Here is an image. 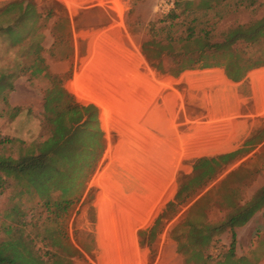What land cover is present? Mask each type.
<instances>
[{
	"label": "rangeland",
	"instance_id": "obj_1",
	"mask_svg": "<svg viewBox=\"0 0 264 264\" xmlns=\"http://www.w3.org/2000/svg\"><path fill=\"white\" fill-rule=\"evenodd\" d=\"M11 1L14 0H0V8ZM55 1L65 7L71 21L72 37L64 50L70 49L68 53L72 57L59 62L52 57L53 39L48 26L43 44L46 71L15 78L12 75L18 74L17 66L26 61L23 51L11 49L6 37L0 34V74L10 75L0 96V117L8 120L20 117L18 125L24 126L25 135L21 140L26 143L48 134L50 127L43 120L40 95L50 84L51 78L44 76L47 74L63 78L64 89L80 105H95L104 132L105 151L66 222L67 238L80 252L73 263L151 264L150 252L139 245L137 233L151 227L164 206L174 198L178 176L191 174L193 158L201 156L193 147L196 127L203 121L206 123V117H217L216 113L223 107V97L218 95L217 88L197 85L216 83L231 88L234 84L217 70L206 71L209 75L202 79H196L199 77L191 76L190 72L172 78L157 74L147 63L141 44L148 39V23L166 16L175 8V3L186 0ZM216 1L209 9L202 10L198 7L202 5L201 0H193L190 10L177 20L172 34L185 35L187 25L192 24L197 34L209 31L212 41L220 43L229 30L264 18V0ZM32 2L39 7L41 0ZM181 10L182 6L177 13ZM78 16L83 28L76 30ZM0 20L5 25L10 17ZM167 32L162 31L160 35L165 36ZM69 71L70 77L65 78ZM251 79L253 84L262 83L264 70L253 73ZM9 98L12 103L29 105H8ZM12 139H0V155L19 156L15 141L20 138ZM254 157L225 169L228 174L244 164L254 165L252 170L240 171L235 176L233 186L238 188L233 194L235 199L248 200L255 190L264 187V155L256 162ZM243 176L244 182L237 184L235 181ZM218 183L213 181L209 188ZM21 189L14 180L6 179L1 190L0 242L11 237L6 232L7 226L22 228L26 241L35 243L44 260L50 259L47 237L54 229L50 223L51 212L31 202ZM223 194L228 192L225 190ZM97 203L101 207L99 215ZM185 210L181 208L178 217L156 240V258L152 264L183 263L182 257L173 251L169 230L181 220ZM210 211L212 219L224 215L223 207ZM128 215L133 219L126 221L124 218ZM258 232L264 233V207L237 229V257L250 255L256 247ZM229 239V235H223L219 245L227 247ZM102 247L104 256L100 259ZM259 264H264V260Z\"/></svg>",
	"mask_w": 264,
	"mask_h": 264
},
{
	"label": "trees",
	"instance_id": "obj_2",
	"mask_svg": "<svg viewBox=\"0 0 264 264\" xmlns=\"http://www.w3.org/2000/svg\"><path fill=\"white\" fill-rule=\"evenodd\" d=\"M192 1L175 3V8L166 16L147 25L148 39L141 44V52L157 74L178 78L189 71L219 68L229 80L238 82L249 71L264 67V18L229 30L220 43L212 41L209 31L197 34L192 24L187 25L185 35H173L177 20L190 10ZM201 2L198 7L202 10L217 3L216 0ZM181 6L183 10L177 13ZM1 17H10V20L5 25L0 23V34L6 37L11 49L23 51L26 60L16 65L18 74L12 77L40 75L46 71L43 44L46 39L44 31L48 26L53 39L50 47L52 57L58 62L72 57L68 53L70 49L67 52L64 50L71 41L72 28L61 3L41 0L37 7L32 0H14L0 8ZM75 22L76 30L83 28L79 25V16ZM166 30L167 34L161 36V32ZM55 48L60 49L54 51ZM70 72L64 77L69 78ZM205 72L190 74L200 77ZM8 76L0 74V96L7 87L5 80ZM44 76L51 78L49 86L42 92L43 120L50 127L49 133L30 143L17 139L18 157L0 155V193L6 179H12L31 202L51 212L50 223L54 229L47 237L51 258L44 260L35 243L23 237V229L9 225L6 232L11 237L0 242V264H74L73 258L80 252L67 238L66 222L98 169L105 151L98 108L93 104L77 103L64 89L63 78L58 75ZM104 110L107 114L106 108ZM253 141L254 138L245 145H251ZM247 151L249 149L243 148L229 154L195 159L191 174L178 176L174 198L164 206L151 227L137 233L139 245L150 252L151 264L156 258V240L166 226L178 217L181 208L186 210L181 220L169 230V237L176 244V253L182 257L183 264H259L264 260V233L259 232L256 234V247L250 255L236 256L237 229L246 225L264 207V187L248 200L233 196L238 189L233 186L235 176L240 171L252 170L254 165L247 163L238 167L226 174L218 185L209 188L226 167L238 157L247 155ZM263 155L264 152L256 155L253 161L262 159ZM244 180L243 176L235 182L238 184ZM225 190L228 195H222ZM97 207L99 215V203ZM222 207L224 215L212 219L210 210ZM124 219L130 221L133 218L128 215ZM226 234L230 239L228 246L224 247L219 242ZM100 250L101 259L104 256L103 247Z\"/></svg>",
	"mask_w": 264,
	"mask_h": 264
},
{
	"label": "crops",
	"instance_id": "obj_3",
	"mask_svg": "<svg viewBox=\"0 0 264 264\" xmlns=\"http://www.w3.org/2000/svg\"><path fill=\"white\" fill-rule=\"evenodd\" d=\"M208 70L222 72L226 81L234 84V87H224L216 83L197 85V87L206 85L208 88H217L218 95L220 94L223 97V107L216 113L217 117H206L207 122L203 121L201 125L196 127L198 132L194 135L196 139L193 147L197 150L195 153L198 152L197 154H201V156H195L193 160L229 154L243 148L249 149L246 152L248 153L246 156L238 157L237 160L226 167L227 169L229 167L233 168L245 161L246 158L250 156L254 157L264 152V81L259 84H253L251 79L253 73L264 70V67L249 71L238 82L229 80L224 71L219 68L189 72ZM204 74V76L196 79H202L209 75L208 72ZM14 87L16 86L14 85ZM40 95L41 102L43 103L42 93ZM8 104H12L15 107L29 105V103L25 104L23 102L12 103L11 98L8 99ZM19 118L16 117L14 120H8L7 118L0 117V139L4 137L23 139L25 136L23 132L24 126L22 124L18 125ZM23 118L27 119L29 117ZM39 125L40 122L36 125L37 129L40 128ZM252 138H254L253 143L246 146V142ZM226 170L215 180L217 183L225 176ZM173 244V251L176 253V244L174 242Z\"/></svg>",
	"mask_w": 264,
	"mask_h": 264
}]
</instances>
